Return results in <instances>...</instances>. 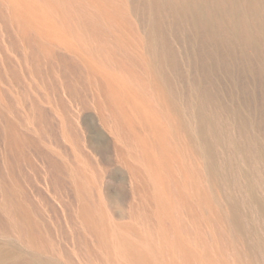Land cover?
<instances>
[{
    "label": "rangeland",
    "instance_id": "rangeland-1",
    "mask_svg": "<svg viewBox=\"0 0 264 264\" xmlns=\"http://www.w3.org/2000/svg\"><path fill=\"white\" fill-rule=\"evenodd\" d=\"M0 264H264V0H0Z\"/></svg>",
    "mask_w": 264,
    "mask_h": 264
}]
</instances>
